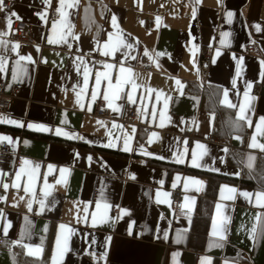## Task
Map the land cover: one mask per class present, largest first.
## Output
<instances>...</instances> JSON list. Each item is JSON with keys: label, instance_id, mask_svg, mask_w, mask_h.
Wrapping results in <instances>:
<instances>
[{"label": "crops", "instance_id": "1", "mask_svg": "<svg viewBox=\"0 0 264 264\" xmlns=\"http://www.w3.org/2000/svg\"><path fill=\"white\" fill-rule=\"evenodd\" d=\"M14 1L0 6V83H21L12 113L0 112V137L9 138L0 139L7 147L0 148V264H32L25 254H46L41 264L54 257L56 264H264V206L255 196L264 181L236 179L241 167L264 178V149L250 147L254 136L264 145L256 130L264 117V0H65L74 7L63 18L61 0ZM15 19L34 37L21 52L8 37ZM117 35L123 43L113 52ZM100 72L111 89L103 77L97 86ZM129 76L113 99L117 80ZM97 103L107 116L95 113ZM242 104L247 120L238 118ZM127 108L135 120H121ZM224 124L231 129L219 136ZM229 150L240 163L227 159ZM174 185L182 188L179 209ZM214 219L218 228L224 221L223 238L212 235Z\"/></svg>", "mask_w": 264, "mask_h": 264}, {"label": "snow or ice", "instance_id": "2", "mask_svg": "<svg viewBox=\"0 0 264 264\" xmlns=\"http://www.w3.org/2000/svg\"><path fill=\"white\" fill-rule=\"evenodd\" d=\"M2 3H3V0H0V6H2ZM65 7H68V8L74 7V3H68V4H66L65 3V0H61V8L58 9V11L61 12L62 18L63 17H66V15H67L65 12H63V9ZM229 15H231V13H229ZM157 22H159V17H157ZM10 23H11V21L9 20V24ZM113 24L115 25V17H113ZM55 27L56 26L54 24V26H53V29L54 30H55ZM225 35H227V34H225ZM61 38L63 39V37H61ZM109 39L111 40V36H110ZM55 42L56 41L52 40L51 38L49 39V43H55ZM122 43H123L122 39L120 38L119 35H117V37H116V44L112 45V51L113 52L116 51L117 47L120 44H122ZM17 47H18V45H17ZM108 47H109V44L106 43L105 44V48H108ZM127 47H131V45H127ZM108 54H109L108 52H105L104 53V55H108ZM145 54L147 55V53H145ZM19 59L20 60H30L31 57L21 56ZM105 67L106 68H111L113 66L111 64H108V65H105ZM3 71H5V66H4V63L2 62V60H0V72H3ZM126 71L128 73H131V69H125V68L121 67V69H120V72L121 73H124ZM84 76H85V81L84 82H85V84H87V81H88V70L87 69H85ZM102 77L108 80V82H109V88L111 89L112 88L111 78L109 77V74L107 72H100V73H97L96 74V84H97V86L101 83V78ZM130 80H131V77L130 76H129V78L124 79L123 81H121L119 79L117 80L116 87H115V89L113 91V99H119V95L118 94L121 91L122 83H129ZM176 83H177V85H180V81L179 80H177ZM250 87H251V85H249V88ZM132 88H133V90H135L137 88V85L134 82H132ZM245 96L247 98V92L245 93ZM156 98H157V100H159L160 99V94H157V97ZM93 99H95V93H93ZM104 99L105 100H109V96H108L107 93H105ZM128 99L131 102L135 103V100L133 99V96L130 93L128 94ZM225 103H228V101H227V92H225ZM230 106L235 107V105H230ZM109 107H112L111 102L109 103ZM164 107H165V109L167 108V98L165 99ZM246 107H247L246 104L240 105V111H239V115H238V118L240 120H247L248 119V117L246 115ZM153 115H155V112L153 113ZM160 116H161V120L163 121V119H164V112H161L160 113ZM248 123H249V125H251V121L250 120H248ZM161 126H163V123H161ZM29 127H32V125H29ZM42 130L47 131L48 129L45 128V129H42ZM256 130H257L258 133L264 132V117H261L260 118L259 123L256 125ZM59 132H60V130L58 129L57 130V133L59 134ZM155 135L156 134L153 133V136H155ZM0 139L8 140L9 138L8 137H0ZM237 139H239V137H237ZM250 147H260V148L264 149V145H258L256 143L255 136L253 137V143L250 145ZM197 148L203 150L204 149V146L201 145V144H197ZM202 154H203V152L201 153V155ZM249 159L251 160L252 158L250 157ZM197 160H198L197 153L195 151H193V153H192V163H193V166L199 167L200 165L197 163ZM178 162H183V161H178ZM27 163L28 162L25 161V164H27ZM61 171L63 172L64 170H61ZM23 173H24V169L22 168L21 171L16 174V180L17 181H19L21 179V175ZM28 179H29V185L28 186H25V188H24V191L25 192H30L32 190L30 185H31V181L33 179V174H29L28 175ZM177 179H179V178H177ZM196 183H199V182L197 181ZM12 186L13 187H16V188H19L20 187L19 183H14ZM4 187H5V189H7L8 185L5 184ZM228 191L229 192H235L236 190L230 188V189H228ZM164 195L166 196L167 193H165ZM221 195L223 197V189L221 190ZM242 195H244L245 197L250 198L253 194L252 193L244 192V193H242ZM255 196H256L257 203L260 204L261 206H264V192L256 193ZM228 198L230 199L232 197H228ZM107 207H108L107 205H104L105 212L107 210ZM220 207L221 206L218 204L217 205V210L218 211H219ZM29 208H31V205L30 204H29ZM96 209H97V212H100L101 205L99 203H97ZM85 211H87V209H85ZM92 218H93V222L95 223V221H96V213H93ZM223 224H224V221H221V224H220V226L218 228L216 220L215 219L213 220V232H212V235L213 236L220 235L221 238H223V236H222ZM64 227H65L64 225H61V228H64ZM58 243H59V241H58ZM35 251L36 252H39L40 250L39 249H36ZM53 264H56L55 257H54V260H53ZM202 264H205V262L202 261Z\"/></svg>", "mask_w": 264, "mask_h": 264}, {"label": "built area", "instance_id": "3", "mask_svg": "<svg viewBox=\"0 0 264 264\" xmlns=\"http://www.w3.org/2000/svg\"><path fill=\"white\" fill-rule=\"evenodd\" d=\"M15 5L14 0H3L2 7L4 10H9ZM8 37L14 41H16L19 46L17 51L21 52V45L24 43H32L34 42V37L32 35L31 29L28 26V24L23 20H13L11 23V28L8 33ZM135 65H141L144 68H149L150 64L148 62H141L139 60L135 61ZM260 86V83H255L252 91H256ZM21 87V83L15 82L12 83L8 88L4 85V83H0V112H3L5 114H11L12 113V99L16 97L18 90ZM95 113L97 115L107 116L108 111L107 109L97 103L95 105ZM138 116V113L135 111V109L127 108L121 117L122 121L129 122L131 120H135ZM206 138L208 139H217L214 135L208 133L206 135ZM0 148L2 150H7V147L4 143L0 145ZM170 198L173 204L174 209H179L180 202L182 198V188L180 185H177L175 187L170 188Z\"/></svg>", "mask_w": 264, "mask_h": 264}, {"label": "trees", "instance_id": "4", "mask_svg": "<svg viewBox=\"0 0 264 264\" xmlns=\"http://www.w3.org/2000/svg\"><path fill=\"white\" fill-rule=\"evenodd\" d=\"M215 90H217V89H215ZM218 92L219 91L217 90L216 94H218ZM215 105H217L216 107H217L218 110L233 112L232 109L227 108L225 106H221L220 104H218V102L217 103L215 102ZM221 127L222 128L217 129V131H218L217 133H218L219 136H223V133L222 132H219L220 130H224L226 132L227 130H230L231 129V128H229V126L227 124L226 125L225 124L224 125H221ZM70 144H73V145H76V146H79V147H83V148H87V149H91V150H95V151H99L101 153H109L110 152V153H118V154H121L119 151H117L115 149H108L106 147H99V146L87 144V143L81 142V141L70 142ZM229 154H230V150L228 151L227 159H231L235 163H240L239 155H238V153L236 151L233 153L232 156H229ZM199 173L200 174H207V175L210 174L208 171H204V170L203 171H199ZM217 176L220 177V178H226L225 175H222V174H217ZM236 179L241 184L252 185V186H254L255 184L262 185L263 184V181H264L263 176L259 175L258 174V171H255L254 173L253 172L251 173V172L246 171L243 167H241V175L239 176V178H236ZM45 256H46V254H43L42 256H40L38 258H34L32 256L29 257L28 255L25 254V256H23L24 257L23 259H26V257L32 258V262H33L32 264H41L42 262L45 261ZM25 264H30V261H28V263L26 262Z\"/></svg>", "mask_w": 264, "mask_h": 264}]
</instances>
